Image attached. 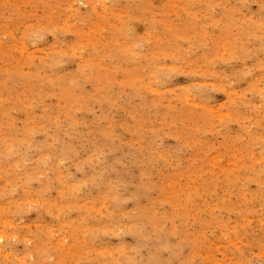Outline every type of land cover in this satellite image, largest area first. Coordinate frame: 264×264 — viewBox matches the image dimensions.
<instances>
[{
	"label": "rangeland",
	"instance_id": "374dc122",
	"mask_svg": "<svg viewBox=\"0 0 264 264\" xmlns=\"http://www.w3.org/2000/svg\"><path fill=\"white\" fill-rule=\"evenodd\" d=\"M0 264H264V0H0Z\"/></svg>",
	"mask_w": 264,
	"mask_h": 264
}]
</instances>
